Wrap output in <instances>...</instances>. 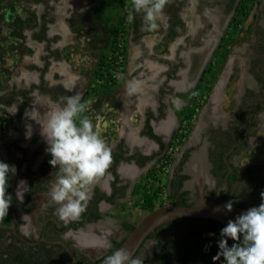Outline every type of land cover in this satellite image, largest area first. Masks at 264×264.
<instances>
[{"label":"crops","instance_id":"crops-1","mask_svg":"<svg viewBox=\"0 0 264 264\" xmlns=\"http://www.w3.org/2000/svg\"><path fill=\"white\" fill-rule=\"evenodd\" d=\"M99 1L96 0L97 4L93 2L94 5H98V12H95V10H91L89 7V0H26V3L30 6L41 4L43 7V11L39 14L36 25L30 26L28 24V21H32L33 19L26 15L27 12L25 11L23 12L26 14H22L23 18L21 20L23 24L29 25L28 28H22L23 34L26 35L27 48L33 49L36 45L37 47L39 46L38 49H40L41 44L43 46L46 45V48L43 47L44 50H46H43V55H41L40 58L41 61L39 60V62L42 63V67L38 65L39 63L36 64L35 58L31 60L28 59V61L23 62V65L21 64V66L18 67L19 57L17 58L18 54L14 52V46L17 45L15 44L17 36H14V33L17 32L14 31H17L18 28L15 27L14 20H5L3 18V10L1 9L0 161L8 160L10 162L9 164L16 166L15 163L23 158L21 148L26 149V158L21 163L15 176V188L20 180L27 181V186L22 185L19 189L25 192L24 198L29 188V181L26 177L22 176V174H28L36 179L39 184L42 183V186H46L41 191L48 190V183H53L55 181L56 169L49 163L47 173H42L43 176L46 177L45 179L39 177L35 178L29 172H24L22 170L24 163L32 161L36 156H39V158L42 156L47 162L51 159V156L45 152L46 147L44 141H41L42 143H39V145L33 148L23 145V142L27 139L26 129L28 125H30L27 118H29V114L35 110V107L31 104L36 99V96L42 94L46 99L52 101L50 96L45 93V90L43 93L39 91L43 83L40 82V71L37 72V70L45 68L46 61H48L49 64L44 71L43 80L51 79V75L57 76L59 77V82H61L63 86L74 89L80 98L90 88L92 81L95 79L94 76L101 54L107 52L112 44V42L108 44L107 42L113 33V27L118 19L117 17L115 20L112 13L107 11L106 6L103 5L104 3H100ZM108 4H111V6L115 5L119 9L115 0H109ZM192 10L193 9L189 7L188 11L190 12L191 19L195 22V16L192 15ZM95 15H97V17L102 16L104 21L108 22L111 26L108 28L109 37L104 36V34L101 33L102 31L98 30V28L103 30V27L97 24L98 28L96 27V29H94L92 27L96 21L94 19ZM166 15L165 12H162L161 16L155 21L157 27L149 30L145 26L143 12L136 13L134 11L131 21V31L129 33V48L127 47L126 52L127 58L124 74H126L127 77L125 75L123 81L117 83L118 85L113 87H100L83 102L86 104L83 117H87L91 120L94 128L100 131L107 145L111 148V155L115 154V156H118L113 163L118 179L115 182V192L113 191L115 188L113 189L112 186L114 175L111 172L113 170L111 172L106 171L103 176L96 179L90 189L91 199L88 204H91L95 212L100 214V219L98 218L92 221L87 220L82 227L100 223L107 228L106 224H113L116 222L127 235L123 224L124 222H132L123 218L119 219L121 217H119L116 212L121 207L119 212L122 214L123 210L121 209L130 194L140 193V190H137L138 186L140 187L139 189H141V181H139V179L144 178L151 169V160L146 161L143 157L157 153L160 150L158 140L164 143V136L168 138L169 134L172 133L177 124V112L180 106H177V102L180 103L181 101L178 94L183 90L182 88L188 85L190 79H196L195 77H197L202 68L201 65L197 66L193 69L194 73L191 76H187L186 73L191 69L192 65L190 58L186 61V67H178L180 61L178 58L174 59L175 56L177 57L175 51L176 46L182 45L181 40H179L181 33L179 32L178 34V31L177 37L174 38L175 40L172 42L174 43L173 49L172 44L168 47L171 53L165 54L168 57L165 58L168 60L165 61L163 58L161 61H154L151 59L156 53L153 49L157 47L161 38L167 34L168 29L165 25V21L169 19ZM73 16H76L75 19H73ZM24 17H27V19ZM8 21H10V23ZM73 21L74 25L77 26V31L74 30L75 26L72 24ZM247 22L248 21L243 22L242 26H238L239 33L243 35L242 37H249L250 28ZM43 25L47 26V30L44 31V34H40ZM196 25L197 24H195V26ZM11 28L14 29L12 30ZM172 29L173 28H171L170 31L174 32V29ZM53 31L62 36L63 42H65L62 44V47L66 44L68 45L67 48L73 50L72 54L74 56L67 60L70 61L69 64L61 62V60H63V57H61L62 54L59 56L60 62L49 61L53 53L51 50V45L53 44H51L52 36L50 34ZM86 32H89L90 37ZM36 34H40V37L37 38ZM49 35L51 36L50 41L48 38ZM247 43V40L243 41L237 50L244 52V47ZM242 45L243 47H241ZM67 48L61 49L62 51H66ZM76 48H78V52L75 51ZM232 49L233 48L229 51ZM57 50L56 48V51ZM202 50L203 47L199 46L191 48L190 51L192 52L191 54L200 55ZM221 50L222 49L219 48V53L222 56L223 53H221ZM35 53L36 52L33 51V54ZM191 54L188 53V57H190L189 55ZM241 55L242 54L235 55L228 63H224L223 61L224 65L221 70V75L217 83L215 82L212 91L209 92V99L206 105L201 108L197 117L196 127L194 131H192L190 145H193V149L188 152H181V157L177 159L174 165V171L178 172L180 169L183 170L184 167H186L185 163L189 159L190 164L187 170L189 173L193 170L195 173L204 172L205 175L208 176L205 154L207 147L211 142L214 141L215 143V139H219L218 141L220 143L222 141V146L219 148L221 157L227 159V157L230 156L229 148L232 143L235 142V139L232 138L233 132L228 133L230 132L228 128L232 127L236 129L246 124L247 120L246 115H244L242 119L243 123L237 119L239 118L238 114L240 112L237 107L239 105H245L246 102L252 103V101H255L256 98L259 97V95H252L251 99L249 97L247 101L242 100L246 98H244V94H242L243 86L236 81V78H238L236 74H233L235 77L233 79L232 68H230V66L234 64L232 67L236 68L235 72L240 71L239 74L243 75L244 59ZM16 64L17 66L15 67ZM10 70L15 73L10 75ZM204 74L210 75L211 72H204ZM53 83L49 82V84ZM130 83L136 86L135 91L129 90L128 86ZM55 103L59 105L58 102ZM21 108L22 114L20 117L24 119L26 123L23 130H21V124L18 120V110ZM16 110L17 112L14 115L10 114ZM244 113L247 114V110H244ZM149 129L157 138L148 135L147 132ZM207 129H210L209 137L211 136L212 140L210 139L211 137H205V130ZM21 134H23L24 137L20 140ZM224 136L226 139L222 140ZM254 146L255 150L251 153V157L260 156L259 159H264V131L262 138L257 140ZM191 153H193V155ZM40 168L42 169L43 167L41 166ZM39 173H41V170ZM15 181H13L12 185L9 184V189L12 195L16 197L13 192ZM219 182L224 184L222 178ZM94 190V198H99L101 194H104L110 199L100 197L98 201L93 204L92 195ZM113 192L114 196L110 197ZM109 232L111 231L109 230ZM105 240L109 242L106 246L107 249L114 241H118Z\"/></svg>","mask_w":264,"mask_h":264},{"label":"trees","instance_id":"trees-1","mask_svg":"<svg viewBox=\"0 0 264 264\" xmlns=\"http://www.w3.org/2000/svg\"><path fill=\"white\" fill-rule=\"evenodd\" d=\"M255 1L257 0H240L238 3L237 11L235 17L232 20V25L235 30L244 20L250 10L252 9ZM118 4L121 13L118 16L117 22L113 27V41L110 45L108 51H112L115 42L116 34L119 30H124L126 33V28L128 23L132 24V18L129 17L134 14L132 0H115ZM47 30V26L43 25L41 27L40 34H44V31ZM233 30V31H234ZM40 34H36L39 38ZM48 40V39H47ZM127 46L123 48V53L126 54ZM107 52L101 54L97 69L95 72V79L105 78L109 76L110 70H112L111 65L105 64ZM48 61H46V67L39 69L40 71V82L43 83L44 71L48 66ZM125 63L123 62V67ZM104 66V70L102 67ZM103 70V72H101ZM124 69L121 71V74L124 73ZM208 72L207 69L202 71ZM210 72V71H209ZM201 76L199 80L201 81ZM95 79L92 81L90 88L82 95L81 102L83 103L88 99L92 93L97 91L100 87H109L117 85L120 81L116 79L109 80V84L97 83ZM108 80V79H107ZM201 88V87H197ZM211 87L206 85L204 88H201V95L206 94V90H210ZM25 91V90H24ZM23 91V92H24ZM53 92V93H52ZM47 93V92H45ZM50 96V99L53 102H58L59 105L62 104L61 97L67 96L68 92L65 90L63 85L56 84L51 88V93H47ZM193 97V94H191ZM22 108L18 110V120L21 124V130L24 129L25 121L21 116ZM193 114V108L191 105L184 108L182 115L190 117ZM83 117V113L81 114ZM148 135L154 138H157L149 129ZM23 134L20 136V140L23 139ZM160 144V151L164 148L165 144L158 140ZM23 152V158L16 162L17 171L20 168L21 163L25 160L27 152L26 149L21 148ZM157 153L143 157L146 161L152 160ZM118 158V156L116 155ZM115 157V160H116ZM113 171L114 180L112 182L113 191H116L115 182L118 179V175L114 170V167H110ZM154 174V169H150L144 178L149 177ZM29 181V188L25 195L24 200H17L15 196L12 195L11 191L8 188V193L12 195V204L9 208L11 214V225H0V264H75L68 254L67 250L63 245L57 242H52L53 240L61 239L60 234L67 228H77L83 226L85 222L96 220L100 217L98 212H95L94 207L91 204H88L87 210L81 214V216L74 221H70L67 224L58 223L53 221L46 220V223L41 228L40 236L37 238L29 237L23 234L20 230V221L15 214L13 209L14 204H20L24 207L25 210H29V204L34 197L35 192L43 190L45 186H42V183L32 178L28 174H22ZM188 178L186 175H179L178 179L173 180L168 178L166 180V185L170 189L168 203L171 204H181V205H191L194 202H188V190H181L182 180ZM142 187V185H141ZM140 187L138 186L137 190ZM159 186L155 187L151 192H147L145 188L142 190V196L140 202L138 203L139 207L142 210L150 211L154 205V199L156 198ZM113 194L110 196H114ZM140 192V191H139ZM212 192V191H210ZM264 192V180L254 182L252 179H248L245 183L239 186L232 197V202L242 208L248 209L253 206H258L262 202L261 193ZM228 195V192L222 196L217 197V200H224ZM97 197V196H96ZM100 197L110 199L104 194H101ZM99 197V198H100ZM99 198H94L93 204L98 201ZM163 204V203H162ZM227 223L202 218V217H183L173 220H169L165 223L158 225L153 232L149 233L136 253L132 257L133 259L139 258L144 264H213L212 257L218 251L216 246V241L219 239V233L222 227ZM135 223L124 222L123 226L128 233L132 230ZM209 233H215V236H210ZM44 236L47 240H42L41 237ZM124 237L118 241H114L107 251L95 258H91L88 255L81 253L76 248H72L73 253L76 256V259L79 264H103V260L107 255H111L113 251L121 244ZM62 240V239H61ZM232 241H229L231 244ZM67 245H70V241H66ZM211 244L209 250H205V245Z\"/></svg>","mask_w":264,"mask_h":264},{"label":"rangeland","instance_id":"rangeland-1","mask_svg":"<svg viewBox=\"0 0 264 264\" xmlns=\"http://www.w3.org/2000/svg\"><path fill=\"white\" fill-rule=\"evenodd\" d=\"M108 1L109 0H100L99 2L104 3L103 5L106 6L107 11H110V13H112L114 19L116 20L118 15H120L121 10H120V8L118 9L115 5L111 6V4H108ZM191 1L192 0H166L165 6H164L162 12H165V14H167L166 15L167 18L169 19V20L165 21V25L167 26L168 30H167V34H165V36H163L161 38V41L159 42L157 47H155L153 49V51H155L156 53L154 54L155 55L154 57H151L152 60L161 61V59H163V58L165 60H168L167 59L168 57L165 54L171 53V51L168 47H169V45L171 46V44H172V49H173L174 43H172V42L175 40L174 38L177 37V31H178V34H179V32L181 33L179 40H181L182 45L181 44L177 45L175 48V51H178V48L181 46H183V47L187 46V40L190 39L189 38L190 35H193L192 31L196 27L195 24L202 25L204 23V22H200V23L198 22L197 23L198 18H200L201 15H199V13H197L196 9H195V11L192 12V15H194L196 17V21L195 22L192 21L190 12L188 11L189 7L192 4ZM206 1L208 2V0H204V3H206ZM93 2L95 4H97L96 0H89V7L91 8V10H95V12H98L97 11L98 5H94ZM197 3H198L197 6H199L200 3L203 5V7L204 6H208V7L212 6L213 12L211 11L209 14L206 13V16L208 19H207V21H205V23H204L205 25L203 24L206 27L211 26V28H212L214 25V19H213L214 15L213 14H216L220 11H223L225 7L222 8L221 7L222 4H220L219 2L217 3V5H213V4L208 5V4H203L202 0H198ZM195 6H196V4H195ZM228 8H230V5L228 7H226V9H228ZM1 9L3 10V18L5 20H11V19L14 20L15 27L18 28L17 31H14V32H17V33H14V36H17L16 37L17 39L15 40L16 41L15 44H17V45L14 46V52L16 54H18L17 58L19 57L18 67L21 66V64L23 62L28 61V59L31 60L34 58H35L36 64L39 63L38 65H41V67H42V63H40L39 60L41 61V59H40L41 55H43V52L46 50V49L44 50L43 47L46 48V45L43 46L41 44V47H40L41 50L38 49L39 46L37 47L36 45L34 46L33 49L27 48L26 35L23 34V30H22L23 27L28 28L29 25L30 26L36 25V22H38V18H39L38 16L43 11L42 5L36 4V5L30 6L26 3V0H0V13L2 14ZM23 11L27 12V14ZM23 13H25L29 17H32L33 20L28 21L29 25L22 23L21 20L23 18L22 17ZM92 13H94V12H92ZM210 14H212V15L210 16ZM27 17H24V18L27 19ZM75 17L76 16H73V19H75ZM94 19L96 21H95V24L92 25V27L94 29H96L97 25L100 27H103L105 30L104 29L102 30L101 28H98V27L97 28L99 31H102L101 33L104 34V36L109 37L108 28L111 26L108 24V22L104 21V18L102 16L97 17V15H95ZM33 21H34V23H33ZM8 22L10 23V21H8ZM101 23H102V25H101ZM193 23H195V24H193ZM72 24H73V26H75L74 21L72 22ZM131 25L132 24L128 23V26H127L128 35L126 37V40H127L126 46L128 48H129V46H128L129 45V38H130L129 33L131 31L130 30ZM83 28H84V26H83ZM171 28L174 29V32L170 31ZM11 29L13 30L14 28H11ZM76 29H77V26L74 27L75 31H77ZM219 30H220V27H219ZM209 33L210 32L207 31L205 33V37H206V35L207 36L210 35ZM50 34L52 36L53 42H55V43H53L55 46L53 44L51 45L53 47V49H51V50L53 52H55V54H54L55 57L52 56V58H50L49 61L50 62H54V61L58 62L60 60L59 56L62 54L61 57H63V60H61V62L69 64L70 61H67V60L70 59V57L74 56L72 54L73 50L70 48H67L68 45H66V44H64L62 47V44L65 42H63V38L60 34L54 32V31L51 32ZM75 34H76V32H75ZM86 34H88L90 37L89 32H86ZM109 38L110 39L108 40L107 44L109 42H112L113 33L111 34V37H109ZM240 38L241 39H239V40H242V43H243V41H245V40L248 41V39H249V37H242V36ZM183 40H185L186 42H184ZM56 48L58 49L57 51H56ZM61 48H67V50L62 51ZM219 48H220V45L218 46V49L210 57L209 62L205 65L207 71L211 72V74H210L211 76L209 74H206V75L202 74L201 81L198 79L196 82H195V79H190V81L188 82V85L186 87L182 88L183 90H181L179 92L178 95H179V98H181V101L179 100L180 101V103H179L180 106L178 108L179 111L177 112L178 113L177 117L179 120L182 117L183 109L190 106L191 97H192L191 94L199 93L201 91V88H204L206 85H208L211 87V89L206 90V97L203 98L201 108L204 105H206V102L208 101L209 96H210L209 92L212 91L215 82L217 83V80L219 79V77L221 75V70H222L223 65H224L223 64L224 60H221L222 56L219 53ZM222 50H223V48H222ZM222 50H221V53H223ZM33 51L36 53L33 54ZM75 51L78 52V48H76ZM140 51H141V49H140ZM128 55H129V53H128ZM157 55H160V56H157ZM29 57H31V58H29ZM165 57H167V58H165ZM174 59H177L176 56L174 57ZM185 63H186V61H185ZM54 64H57V63H54ZM16 66H17V64L15 65V67ZM125 66H126V61H125ZM179 68H181V67H179ZM13 73H15V72L10 70L9 74L12 75ZM125 75L126 74H124V76ZM124 76L121 79V81H123V79L125 78ZM126 77H127V75H126ZM50 78L51 79H49V80H45L46 84L47 83L49 84V82L50 83L54 82L53 84H49V86L54 85V84H61L62 85V83L59 82V77L51 75ZM197 87H201V88L197 89ZM38 96H36V99L31 104L33 107H35V110H34V112L30 113L29 118H27V121L31 125V128H32V135H31L30 139H26V141L23 142V145H27L31 148L35 147L36 145H39V143H42L41 141H44L40 135L41 126L46 124L49 114L54 110L55 107H57L55 102L49 101L48 99L45 98L44 95L41 94ZM201 108L199 109V112H200ZM198 115H199V113H197L196 116L194 117V122L192 123V126L189 130V133H188L186 139L184 140L183 144L179 148V150L173 152L172 163L170 165L169 172H167V174L163 175V178L165 181L173 173V171L175 169L174 165L176 164L177 159H179L181 157V152H188V151L193 149V145H190V143H191L190 140L192 138V133H193L192 131H194V128L196 127V121H197ZM163 141L166 144V142L170 141V139L167 138L166 136H164ZM44 145L46 147V144H44ZM191 154L193 155V153H191ZM4 162H6L8 164L10 163L8 160H4ZM48 163L49 162H47V160H44L42 156H40V158H39V156H36L32 161H29L28 163H24L22 170L24 172H29L35 178L39 177L41 179H45L46 177L43 176L42 173H44V172L47 173L48 166H49ZM153 164L154 163L152 161L150 168H152L154 166ZM189 164H190V161L188 159V161L185 163L186 167H184V169H183L184 172H189V171H187ZM10 165H13V164H10ZM41 166L43 167L42 169L40 168ZM40 170H41V173H39ZM188 175L190 176V179L188 181H186L185 187L190 189L191 199H192L191 201H193V202H198L201 200H207L209 198H212V195L219 193L222 189V185H223L222 183L216 182L215 180H213L209 176H206L204 172L195 173L192 170L191 174H188ZM13 181H15V176L10 179L9 184L12 185ZM139 181H142V178L139 179ZM14 183L15 184H14L13 192L16 195V191H17V187L15 188L16 181ZM51 186H52V182L48 183V185H47L48 190L39 191V192L34 194V197L31 201V203L29 204V210H25L24 207L20 206L19 204H14L13 209H14L15 214L17 215V217L20 221V230L23 234H25L29 237H32V238L39 237L40 233H41V228H42L44 222L48 218H51L52 220H54L55 222H58V223H60L61 221L63 222V220H61L59 218L58 213L56 211V209L58 208L57 204L54 203L50 198L49 193H50ZM210 191H212V192H210ZM138 203H139L138 193L130 194L129 197L127 198V200L124 202L123 208L121 209V210H123L122 214L119 212L121 207L116 212L117 215H119V217H121L119 219L123 218V219L131 221L133 223H136L146 213L145 210H142L139 207ZM10 220H11V214L8 211V215L6 217L0 219V225H11ZM106 227L107 228L102 226L100 223H94V224L79 228L76 231L65 232V233H63V238L68 239V241L72 242L74 244L73 246L76 247V249L78 251H80L81 253H84L91 258H95V257L105 253V250L107 249L106 246L109 243L105 239H107L109 241L119 240L126 235V233L124 231H122V229L120 228V226L116 222L113 224L108 223V224H106ZM107 229H109L111 232H109V230H107Z\"/></svg>","mask_w":264,"mask_h":264},{"label":"clouds","instance_id":"clouds-1","mask_svg":"<svg viewBox=\"0 0 264 264\" xmlns=\"http://www.w3.org/2000/svg\"><path fill=\"white\" fill-rule=\"evenodd\" d=\"M165 2L166 0H132L134 11L143 12L145 26L149 30L157 27L155 21L161 16ZM128 87L130 91L136 90L132 83ZM62 99L65 103L57 105L49 114L46 124L41 126L40 135L46 144L45 152L51 156L49 164L56 169L50 198L59 205L56 211L61 220L74 221L87 210L91 186L98 177L106 173L112 162V155L111 148L100 131L94 128L92 121L81 117L86 104L81 102L80 96ZM17 110L10 114L14 115ZM31 135L32 128L29 125L26 138L30 139ZM16 174L15 165L0 161V219L8 215L12 204L8 188L10 179ZM22 185L27 186V181H19L17 200L24 198L25 192L19 190ZM261 198L262 202L258 206L250 207L234 219H229L221 228L216 241L218 251L212 257L213 264H264V192L261 193ZM224 208L231 212L233 202L229 201ZM210 247L211 244L205 245V250ZM103 264L144 262L139 258L133 259L127 250L121 248L107 255Z\"/></svg>","mask_w":264,"mask_h":264},{"label":"flooded vegetation","instance_id":"flooded-vegetation-1","mask_svg":"<svg viewBox=\"0 0 264 264\" xmlns=\"http://www.w3.org/2000/svg\"><path fill=\"white\" fill-rule=\"evenodd\" d=\"M198 0H192V4L190 6V8H192V11H197V13H199L200 18H198L197 23L199 22H204L207 21V16L206 13L209 14L212 11V6L208 7V6H204L200 3L199 6H197ZM240 0H208V2L206 1V3H204V0H202L203 4H210V5H217V3L219 2L221 5V7H226V5H230V8L226 9L224 11V15L223 20H222V24L223 22L227 23L224 24L221 29H220V39L218 41V43H216L215 47L211 50V53L209 54V58H207V60L205 61L204 67L203 69H205V65L209 62L210 57L212 56V54L218 49V46L220 45V49L223 48V55H222V60H224V63H228L229 60H231L235 55L238 54H242L241 56L244 59V67H243V75L239 74L240 71L235 72L236 68L230 66V68H232V75L236 74V76L238 78H236V81L241 83L243 86V92L242 94H244V98L242 99L243 101H247L250 97V99L252 98V95H259L258 98H256L255 101H252V103H247L244 105H239L237 107V109L240 110L239 112V118H237L239 121H241L243 123V117L244 115L247 116V120H246V124L241 125L240 127L234 129L232 127L228 128L230 132L228 133H232L233 132V139H235V142L232 143V145L230 146V153H229V157H227V159H225L224 157H221V152L219 151L221 148V143L215 139V143L214 141L211 142L209 144V146L207 147L206 150V165H207V174L210 178H212L213 180H215L216 182H219L220 179L222 178L224 180V184L222 185V189L219 192L220 194H214L212 195V197H214L215 195H217V197L224 195L225 193L229 192L234 184V182L237 179L239 170L241 168V166L243 164H245L248 161L251 160H255V159H259L260 156H255V157H251L252 154L255 150V142H257V140H260L262 138L263 135V131H264V0H257L255 1L252 9L250 10L248 16L242 20L241 24H239V26H242L243 22L248 21V26L250 28V33H249V39H248V43L246 44V46L244 47V52H240L239 50H237V48L241 45V39L240 37L243 36L242 34L239 33L238 27L233 28L232 25V20L235 17L236 14V9L238 7V3ZM196 4V6H195ZM213 12V11H212ZM250 18V19H249ZM195 21H196V17H195ZM203 23V24H204ZM196 25L195 29L192 31L193 35H190L189 38L187 40V46H181L178 48V51H176L177 53V57L179 58V60L181 61L178 67H186V63L185 61H188V59L190 57H188V53H192L190 50L193 47H199L203 45L207 44V40L209 38V35L205 37V33L208 31H211V26L206 27L204 25ZM225 26V27H224ZM234 30V31H233ZM223 33V34H222ZM50 35H49V41H50ZM184 42H186L184 40ZM55 43L53 42V39L51 37V44ZM204 43V44H203ZM54 45V44H53ZM55 46V45H54ZM243 47V45L241 46ZM51 48L53 49V47L51 46ZM231 48H233L231 51H229ZM207 51H209L207 49ZM55 52H53L51 54V57L54 56ZM55 57V56H54ZM154 57V55L152 56ZM167 61V60H165ZM240 68V67H239ZM202 69V70H203ZM226 70V69H224ZM37 72H39V70H37ZM40 74V73H39ZM231 75V76H232ZM234 75H233V79H234ZM45 82V81H44ZM43 84H41V88H39L40 93H43L44 90L47 93H51V88L56 85H51L49 86V84L46 82ZM92 85V83H91ZM65 88V90L68 92L67 96H62V98L65 97H69V96H74V95H78L77 92L74 89H69L65 86H63ZM53 93V92H52ZM82 97V96H81ZM65 101L62 100V104H64ZM244 110H247V114L244 113ZM243 111V112H242ZM179 119L177 117V124L175 125L173 131L171 134H169L168 138L171 139L176 126L178 125ZM209 131L210 129L205 130V137L208 138L209 137ZM211 137V136H210ZM209 137V138H210ZM212 140V137L210 138ZM225 136L222 140H225ZM169 142V141H167ZM165 144V142H164ZM217 145V147H216ZM160 152V150L158 151ZM115 154H112V166L113 163L116 161L115 160ZM250 158V159H248ZM154 159V158H153ZM153 159L151 160V162L153 161ZM248 159V160H247ZM111 164L108 168L107 171L111 172L112 169ZM228 165L232 166V170L229 171L228 169ZM112 173V172H111ZM188 174H191L189 172H184L183 170H178L177 171H173V173L170 175V178H172L173 180L178 179L179 175H186L188 178H185L182 180V184H181V190H188V202H190L191 199V192L190 189L185 187L186 181H188L190 179V176ZM248 179H252L254 182L256 181H263L264 180V165L263 164H253V165H249L247 166L242 175L241 178L239 180V183L237 185V187L235 188V190L243 185L245 183V181H247ZM220 183V182H219ZM168 187V186H167ZM234 190V192H235ZM94 193L95 190L93 191V200H94ZM168 193L170 194V189L168 187ZM100 219V218H99ZM53 221V223L55 222L54 220H52L51 218H48V221ZM62 222V221H61ZM70 221H63V224H67ZM46 223V222H45ZM44 223V224H45ZM43 224V225H44ZM79 228H82V226H79L77 228H67L66 230H64L61 234H60V238L62 240H64L65 242L68 241V239H64L63 238V233L68 232V231H76ZM74 244L71 242L70 245H68L70 248H76L73 246Z\"/></svg>","mask_w":264,"mask_h":264},{"label":"water","instance_id":"water-1","mask_svg":"<svg viewBox=\"0 0 264 264\" xmlns=\"http://www.w3.org/2000/svg\"><path fill=\"white\" fill-rule=\"evenodd\" d=\"M220 36L217 38V42L219 41ZM203 66L197 75L195 82L199 79V76L202 72ZM253 164H263L264 159H255L246 162L243 164L239 170L236 181L234 182L231 190L228 192L227 197L224 200H217V195L207 200H201L198 202H194L191 205H181V204H161L157 207H154L152 210L147 211L134 225L131 231L127 233L124 237L121 244L117 247V249H125L130 254L131 257L134 256L137 249L145 239V237L154 231V229L169 220L183 218V217H202L213 219L217 221H221L227 223L229 219H234L240 213L246 211L247 209L242 208L233 203V209L231 212L225 210L224 206L229 201H232V197L234 194V190L237 187L241 175L244 169ZM229 171L232 170V166L228 165ZM42 240H47L44 236L41 237ZM52 242L60 243L67 250L68 254L72 258L75 264H79L73 250L66 244L64 240L57 239ZM116 249V250H117Z\"/></svg>","mask_w":264,"mask_h":264},{"label":"built area","instance_id":"built-area-1","mask_svg":"<svg viewBox=\"0 0 264 264\" xmlns=\"http://www.w3.org/2000/svg\"><path fill=\"white\" fill-rule=\"evenodd\" d=\"M125 28L126 33L124 30H119L116 34V42L113 50L107 51L104 62L105 64L111 65L112 67L109 76H106V79L96 78L95 82L109 84V80L111 79L121 81V79L123 78L124 73L121 74V71L123 69L125 70V65L123 67V62L125 63L126 61V54L123 53V48L126 45L127 37V27ZM102 68L104 70V66ZM103 70L101 72H103ZM205 97L206 94L201 95V93H194L193 97H191L190 105L191 108H193V114L190 117L182 115L170 141L166 142L164 148L155 155L153 159L154 166L151 168L154 169V174L150 175L147 178H142V187L140 193L138 194L139 202L142 196V190L144 188L145 190H147V192H151L157 186H159L160 188L157 192L156 198L154 199V205L158 206L162 203L167 204L170 200L168 187L166 185V181L163 178V175L169 172V168L172 163L173 152L178 151L181 145L183 144L184 140L186 139L189 130L192 126V123L194 122V117L197 113H199L203 98Z\"/></svg>","mask_w":264,"mask_h":264},{"label":"bare ground","instance_id":"bare-ground-1","mask_svg":"<svg viewBox=\"0 0 264 264\" xmlns=\"http://www.w3.org/2000/svg\"><path fill=\"white\" fill-rule=\"evenodd\" d=\"M226 7H228V5H226ZM226 7L224 8L223 11H220L216 14H213V19H214V25L210 31V35H209V38L207 40V44L203 46V50L201 52L200 55L198 54H191L190 55V60L192 62V65H191V69L188 70V72L186 73V75L188 76H191L194 71L193 69L196 68L197 66H203L205 64V61L207 60V58H209V54L211 53V50L215 47L216 43L217 42V38L219 37L220 35V30H219V27L221 29V27L224 25V24H227L225 22H223L222 24V20H223V15H224V11L226 9ZM222 10V9H221ZM212 14H210L211 16ZM222 25V26H221ZM225 27V26H224ZM223 34V33H222ZM204 44V43H203ZM207 49L209 51H207ZM201 68V67H200ZM196 78V77H195ZM195 87V86H194Z\"/></svg>","mask_w":264,"mask_h":264}]
</instances>
